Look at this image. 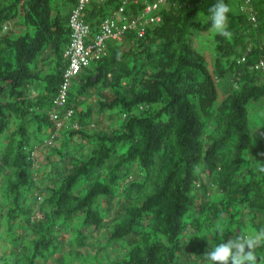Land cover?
Instances as JSON below:
<instances>
[{
  "label": "trees",
  "instance_id": "trees-1",
  "mask_svg": "<svg viewBox=\"0 0 264 264\" xmlns=\"http://www.w3.org/2000/svg\"><path fill=\"white\" fill-rule=\"evenodd\" d=\"M244 1L225 0L232 35L214 33L211 62L194 36L216 0H167L160 23L73 79L47 144L78 0H0V264H205L211 245L264 228V172L247 155L264 0H250L257 25ZM121 3L85 10L92 34Z\"/></svg>",
  "mask_w": 264,
  "mask_h": 264
},
{
  "label": "built area",
  "instance_id": "built-area-1",
  "mask_svg": "<svg viewBox=\"0 0 264 264\" xmlns=\"http://www.w3.org/2000/svg\"><path fill=\"white\" fill-rule=\"evenodd\" d=\"M105 1L78 0L76 6L71 10L69 19L71 36L64 53L68 59V65L54 100L55 107L51 112V119L56 125V130L46 140L47 144H52L59 130L66 125V120H63L59 109L65 106L73 79L90 66L93 61L107 55L108 45L111 41L121 39L129 31L135 32L138 37H143L148 27L162 21L160 10L167 4V0H122V3L109 16L102 19L98 32L92 34L91 27L84 17V12L93 3ZM132 5L135 8H132ZM242 9L248 12L249 19L257 25L258 19L250 0H245L242 3ZM244 60L245 57H242V61ZM255 68L264 71V59L257 61ZM70 114L71 112L65 117L68 118Z\"/></svg>",
  "mask_w": 264,
  "mask_h": 264
},
{
  "label": "clouds",
  "instance_id": "clouds-1",
  "mask_svg": "<svg viewBox=\"0 0 264 264\" xmlns=\"http://www.w3.org/2000/svg\"><path fill=\"white\" fill-rule=\"evenodd\" d=\"M231 11L225 0H216V3L208 8L209 30L230 38L232 33L228 30V14ZM201 13L198 12L194 20L201 21ZM194 171L198 174L199 168ZM264 172V167L259 168ZM217 231L223 233L222 225H217ZM264 247V228L254 232L240 231L231 239H221L220 243L211 245L205 250V264H264V256L257 255V249Z\"/></svg>",
  "mask_w": 264,
  "mask_h": 264
},
{
  "label": "rangeland",
  "instance_id": "rangeland-1",
  "mask_svg": "<svg viewBox=\"0 0 264 264\" xmlns=\"http://www.w3.org/2000/svg\"><path fill=\"white\" fill-rule=\"evenodd\" d=\"M31 31H33L32 28H31ZM213 35H214V32L208 29L194 36L195 47L201 52H203L208 57V60H210L211 62L213 58L216 56L215 49H214V43H213ZM128 45L129 44H124L123 47L127 48ZM219 84L221 85L222 87L221 91L223 92L225 90V87H227L226 81L220 80ZM249 108H250L251 125L254 128V130L256 129L255 131H257V133L260 130H264V126H263L264 124V97L259 101H251L249 103ZM114 112L117 113V111H114ZM102 118L103 120L100 123V127L102 129L108 130L109 127L111 126V120L107 118L105 114H102ZM115 123H117V119L114 121L113 125ZM257 133L255 132L253 136L255 143L252 147H254L255 149L257 148V150L261 151V154H263L264 152L262 153V148H261L262 135L260 136V134L258 135ZM75 138L78 139L79 137H75ZM60 141L61 140H58V143H57L58 145ZM249 232H254V231L250 230ZM107 233L108 231L104 229L101 231V233L97 235V238H99L100 236H103V238L106 239ZM100 243H102L101 240H100Z\"/></svg>",
  "mask_w": 264,
  "mask_h": 264
},
{
  "label": "crops",
  "instance_id": "crops-1",
  "mask_svg": "<svg viewBox=\"0 0 264 264\" xmlns=\"http://www.w3.org/2000/svg\"><path fill=\"white\" fill-rule=\"evenodd\" d=\"M14 24H15V26L13 25V27H15L16 32H21L23 30V27L21 26V23L19 22V20H17ZM263 126H264V124H263ZM255 132L257 133V131H255ZM257 134L258 135L260 134V136L262 135L261 148H264V142H263L264 141V130H260ZM262 151H263V149H262ZM260 152L261 151L257 150V148L255 149L254 147L247 150V155L252 160L251 161L252 164L255 165L257 168L264 167V154H261Z\"/></svg>",
  "mask_w": 264,
  "mask_h": 264
}]
</instances>
